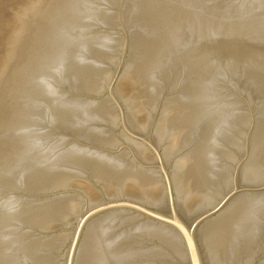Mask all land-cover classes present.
Returning a JSON list of instances; mask_svg holds the SVG:
<instances>
[{
	"label": "water",
	"instance_id": "1",
	"mask_svg": "<svg viewBox=\"0 0 264 264\" xmlns=\"http://www.w3.org/2000/svg\"><path fill=\"white\" fill-rule=\"evenodd\" d=\"M0 264H264V0H0Z\"/></svg>",
	"mask_w": 264,
	"mask_h": 264
}]
</instances>
